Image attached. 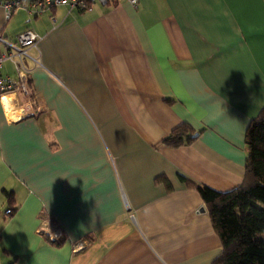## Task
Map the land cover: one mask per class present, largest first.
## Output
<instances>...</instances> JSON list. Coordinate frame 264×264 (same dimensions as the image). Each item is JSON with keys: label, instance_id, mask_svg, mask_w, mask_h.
<instances>
[{"label": "crops", "instance_id": "crops-1", "mask_svg": "<svg viewBox=\"0 0 264 264\" xmlns=\"http://www.w3.org/2000/svg\"><path fill=\"white\" fill-rule=\"evenodd\" d=\"M25 30L40 36L30 95L0 98V264H211L221 243L190 184L243 180L264 107V0L0 6L1 38ZM2 75L16 79L10 63ZM183 123L197 137L163 145Z\"/></svg>", "mask_w": 264, "mask_h": 264}, {"label": "trees", "instance_id": "trees-1", "mask_svg": "<svg viewBox=\"0 0 264 264\" xmlns=\"http://www.w3.org/2000/svg\"><path fill=\"white\" fill-rule=\"evenodd\" d=\"M198 134L183 123L162 143L179 148ZM244 144L245 171L238 187L217 192L189 183L198 192L221 243V252L211 264H264V107L250 120ZM5 195L10 198L11 193Z\"/></svg>", "mask_w": 264, "mask_h": 264}, {"label": "built area", "instance_id": "built-area-1", "mask_svg": "<svg viewBox=\"0 0 264 264\" xmlns=\"http://www.w3.org/2000/svg\"><path fill=\"white\" fill-rule=\"evenodd\" d=\"M125 1L133 6L137 4V0ZM109 2L110 0H0V6L5 10V16L8 18L15 10H23L29 15H40L56 7H65L68 11L83 12L95 3L105 6ZM39 38L40 36L31 30L19 33L14 42L0 37V98L16 91L25 96L30 95L25 60L29 59L36 62L29 52L36 48ZM6 63L13 66L16 79L2 75V68ZM11 213V209L4 212L5 215H11ZM51 229L47 233L50 238L56 240L61 237L57 226L52 224Z\"/></svg>", "mask_w": 264, "mask_h": 264}, {"label": "bare ground", "instance_id": "bare-ground-1", "mask_svg": "<svg viewBox=\"0 0 264 264\" xmlns=\"http://www.w3.org/2000/svg\"><path fill=\"white\" fill-rule=\"evenodd\" d=\"M6 109L9 112V114L12 116V108L9 104H6Z\"/></svg>", "mask_w": 264, "mask_h": 264}]
</instances>
